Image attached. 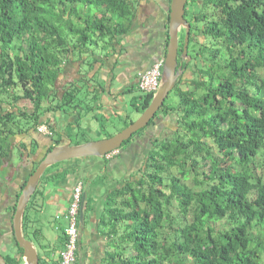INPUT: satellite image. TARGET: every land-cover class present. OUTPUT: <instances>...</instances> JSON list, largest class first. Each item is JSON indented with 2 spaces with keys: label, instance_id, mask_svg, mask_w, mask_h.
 <instances>
[{
  "label": "trees",
  "instance_id": "1",
  "mask_svg": "<svg viewBox=\"0 0 264 264\" xmlns=\"http://www.w3.org/2000/svg\"><path fill=\"white\" fill-rule=\"evenodd\" d=\"M140 1L0 0V167L45 112L92 110L84 76V92L71 82L59 97L63 60L94 37L114 52ZM191 2L189 42L199 59L210 42L209 62L158 110L175 116V134L154 140L139 175L107 197L102 264H264V0Z\"/></svg>",
  "mask_w": 264,
  "mask_h": 264
},
{
  "label": "crops",
  "instance_id": "2",
  "mask_svg": "<svg viewBox=\"0 0 264 264\" xmlns=\"http://www.w3.org/2000/svg\"><path fill=\"white\" fill-rule=\"evenodd\" d=\"M146 17L144 14L139 16L138 9L130 32L122 35V38L128 39L129 44L124 46L115 41L114 52L107 51L92 63L87 62L89 69L84 73L89 74L88 80L93 78L97 81L90 82L88 86L97 95V100L91 102L92 110L85 113L84 109L81 111L65 107L62 110L47 111L40 117L36 129L16 136L14 145L18 146V158L15 159L12 147L11 156L0 167V253L5 260L25 263L13 236L11 218L21 188L44 154L55 145L73 144L69 140L71 135L87 134L91 130L98 133L101 120L109 114L123 113L126 116L127 103L118 96L121 87H128L133 83L137 71L150 67L153 62L164 57L167 12L159 9L157 20L151 14ZM74 55L69 54L63 60L62 71L55 85L59 97L67 83L76 82V86L80 87L77 81L82 80V64L84 68L85 60L82 57L75 58ZM147 58L149 64L140 67ZM114 82L116 86H112ZM41 125L47 126L50 133L39 131ZM154 140L151 132H140L126 147H153ZM79 143L76 141L74 144ZM135 151L131 153V150L119 148L117 153L109 157L69 159L52 164L44 170L36 187V195L29 199L25 207L26 219L23 224V215L21 227L24 237L31 240L37 249L39 264H57L60 259L66 224L61 226L58 220H66L71 192L79 181L82 182L85 199L83 221L79 222L75 264H102L109 243L101 222L107 197L128 179H135L139 175L145 159L138 150Z\"/></svg>",
  "mask_w": 264,
  "mask_h": 264
},
{
  "label": "water",
  "instance_id": "3",
  "mask_svg": "<svg viewBox=\"0 0 264 264\" xmlns=\"http://www.w3.org/2000/svg\"><path fill=\"white\" fill-rule=\"evenodd\" d=\"M187 0H170L168 27H167V44L163 57L162 72L160 77V85L153 94L148 106L139 114V116L130 122L123 129L115 134L98 140H90L79 144H60L53 146L48 150L38 165L28 176L25 184L21 188L15 203V209L11 218V226L13 236L18 247L22 249L24 264H39V256L36 247L32 241L25 238L22 234V217L25 207L36 190L39 179L44 170L57 162L69 159L83 157H103L107 153L121 148L123 142L128 140L135 132L148 125L159 108L163 105L169 93L174 88L179 76L182 73L181 66L178 64V32L181 27H185L184 43L182 47L181 57L190 58L187 52L188 36L190 24L186 20L185 7ZM85 195L82 194L79 221H83V207ZM0 264H8L4 256L0 253Z\"/></svg>",
  "mask_w": 264,
  "mask_h": 264
},
{
  "label": "rangeland",
  "instance_id": "4",
  "mask_svg": "<svg viewBox=\"0 0 264 264\" xmlns=\"http://www.w3.org/2000/svg\"><path fill=\"white\" fill-rule=\"evenodd\" d=\"M134 3H136V1ZM161 3H162V0H142L140 2L139 7H138L139 16L141 14H144V17H146L147 15L151 14V15L155 16V20H157L156 14H157V12H159V9H161L160 8ZM80 6H82V5H80ZM93 8H95V7H93ZM183 32H184V30H182V31L179 30V32H178V44H179V40L181 41V37L183 36ZM98 38L99 37H94V39H96L95 41H97V43L96 42L87 43V49H86V50H88L87 52H86V50H85V52L84 51L80 52L78 50L75 51V55H74L75 58H81L82 57L83 60H85V62H84L85 66L83 68V64H82V71H81V73H83L82 75L84 76L85 79H88V75H89V74L84 73V71L86 72L89 69V64L87 62L92 63V61L94 59H96V57H98L99 55L106 54L107 49L112 48V45H109L105 42L106 39H103V38L98 39ZM119 43L124 44V46L129 44L128 39H126V38H119ZM206 43H207L206 44L207 50H209L211 48L212 44H210V42H207V41H206ZM117 44H118V42H117ZM200 46H202L201 50L204 52H200V54H199V56H201L200 59L199 58L195 59V62H196L195 64L197 65L195 67L197 69L206 68L207 63L209 62V59H208L209 56L207 54V50H203V48L205 47V44L204 45L200 44ZM113 47H114V44H113ZM214 47L216 48V45ZM191 52L192 51L190 49L188 52V55L192 56ZM79 53H82V55L79 56L78 55ZM221 60H222V55L219 56V61H221ZM194 73H196V71ZM196 75H197V73H196ZM184 80L185 81H183L182 84H180V85L184 86L183 88H190V86L185 85V84H187L186 83V81H187L186 77L184 78ZM88 81H89V83L90 82L91 83H94V82L97 83V81H95L93 78H89ZM77 82H78L79 86L81 87V90L85 88L84 82L82 80H79ZM116 84L117 83L114 82L112 86H116ZM112 89H113V87H112ZM133 94L135 95V98H134ZM133 94L127 93V94L122 95L123 100H125L127 103V105L125 106V109L127 110L126 116L128 115L127 117L123 113L109 114V116H107V118L101 120V129L98 131V133L91 130L90 133H87V134L80 133L78 135H71L69 137L70 142H72L73 144L76 141L78 143L79 142L84 143L86 140L92 141V140H98V139H101L104 137H108V136L115 134L119 130L123 129L125 127L126 123H129L130 121H134L139 116V114L141 113L140 108L138 110V109H136V106H140L141 96L144 93L140 92L137 89V86L135 84L133 86ZM172 100H174V95L171 91L169 93L168 97L166 98L165 104L167 102L168 103L171 102ZM175 121H176L175 116L173 114H169L168 116H165L164 117V123L166 125L165 130L161 133L162 129H160L158 134H154L155 131L157 130V129H154L153 131H151L152 136L154 137V135H157V137H158V135H160V133H161L160 137L165 138L167 136H171L173 133L175 134V128L177 126ZM136 134H138V133H136ZM155 140H157V139H155ZM122 146H125V144H122ZM155 146H156V143H155ZM151 148L152 147H145V146L139 147V149H138V151L140 152L139 154L144 156V154L148 152V149L150 150ZM18 152H19L18 146L15 145L14 150H13V154H14L15 159L18 158ZM58 222L60 223L61 226L62 225L64 226L66 224L65 219L58 220Z\"/></svg>",
  "mask_w": 264,
  "mask_h": 264
},
{
  "label": "built area",
  "instance_id": "5",
  "mask_svg": "<svg viewBox=\"0 0 264 264\" xmlns=\"http://www.w3.org/2000/svg\"><path fill=\"white\" fill-rule=\"evenodd\" d=\"M163 59L154 62L150 67L140 70L137 73V85L141 92L152 93L155 92L160 85V77L162 72ZM39 131L49 132L48 127L41 125L38 127ZM118 150H113L106 154L109 157L111 154L117 153ZM82 197V182L75 184L71 192V200L67 207L65 214L66 225L65 235L66 240L64 247L61 249L59 256V264H73L76 260V250L78 246L79 236V213Z\"/></svg>",
  "mask_w": 264,
  "mask_h": 264
},
{
  "label": "flooded vegetation",
  "instance_id": "6",
  "mask_svg": "<svg viewBox=\"0 0 264 264\" xmlns=\"http://www.w3.org/2000/svg\"><path fill=\"white\" fill-rule=\"evenodd\" d=\"M188 1V0H187ZM169 4H170V0H162V3H161V9H163V10H165L166 12H167V15H169ZM193 11H195V8L192 6V2H191V0L189 1V3L188 4H186V7H185V14H184V16H185V18H186V20L189 22V24H190V29L192 28V24H191V14H192V16H193ZM168 18V17H167ZM149 26V25H148ZM157 25H155V27H156ZM167 27H168V22H167ZM150 28V27H149ZM182 30H184V32H183V36L181 37V41L179 40V44H178V64L181 66V69H182V73H181V75L179 76V78H178V80H177V82L178 81H180L181 79L183 80V78H185L186 77V79H187V81H188V79H190V78H192L193 76H194V72L197 70V68L195 67V59H198V57H196V50L194 49L195 48V45H192L193 44V42H189V37H188V45H187V52H189V50L191 49V53H192V56H190V58L188 59L187 57H181L180 56V54H181V52H182V47H183V43H184V36H185V30H186V28L185 27H181L180 28V31H182ZM190 31V30H189ZM202 33H200V35H201ZM198 37H199V42H203V41H205V39H203V35L202 36H199L198 35ZM161 59H163V58H160L159 60H161ZM159 60H157V61H159ZM149 59L147 58L146 60H145V62H143V63H141L139 66L140 67H142V68H144L145 66H147L148 64H149ZM194 62V63H193ZM154 63V62H153ZM152 63V64H153ZM151 64V65H152ZM143 65V66H142ZM150 66V65H149ZM145 69H147V67L145 68ZM139 71H137L136 72V75L134 76V78H133V83H131L127 88H133V86L137 83V73H138ZM127 88H125V89H127ZM123 87H121V90L119 91V93H118V96H121L122 97V95L123 94H125V93H123L122 91H123ZM133 90V89H132ZM123 98V97H122ZM163 111H157L156 112V114L154 115V117L150 120L151 122H149L148 123V125L147 126H145L144 128H142V131H141V133L142 132H147V133H149V132H151V131H153L154 129H157L156 131H155V133L154 134H158V132L160 131V129H162V131H161V133L165 130V123H164V117L165 116H168V115H165V114H163L162 113ZM159 128V129H158ZM152 133V132H151ZM161 133H160V135H161ZM160 135H158V137H157V135H154V139H159V140H162V139H164V137H160ZM133 137H134V135H133ZM128 145H130V142H128L127 144H125V146H121V148H123V149H127V150H131V153H134V152H136L135 150H138L139 149V147H126V146H128ZM148 151H149V149H148ZM148 153V152H147ZM147 153H145L144 154V159L146 158V156H147ZM80 222V221H79ZM60 258V257H59Z\"/></svg>",
  "mask_w": 264,
  "mask_h": 264
},
{
  "label": "clouds",
  "instance_id": "7",
  "mask_svg": "<svg viewBox=\"0 0 264 264\" xmlns=\"http://www.w3.org/2000/svg\"><path fill=\"white\" fill-rule=\"evenodd\" d=\"M154 93H155V92H154ZM132 136H133V135H132ZM132 136H131V137H132ZM116 150H118V151H119V149H116ZM118 151H117V152H118ZM109 153H110V152H109ZM107 154H108V153H107Z\"/></svg>",
  "mask_w": 264,
  "mask_h": 264
}]
</instances>
